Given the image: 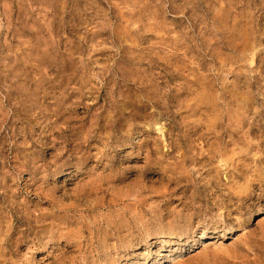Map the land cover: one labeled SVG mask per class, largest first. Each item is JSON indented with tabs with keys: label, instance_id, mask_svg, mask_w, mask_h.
<instances>
[{
	"label": "rangeland",
	"instance_id": "rangeland-1",
	"mask_svg": "<svg viewBox=\"0 0 264 264\" xmlns=\"http://www.w3.org/2000/svg\"><path fill=\"white\" fill-rule=\"evenodd\" d=\"M0 264H264V0H0Z\"/></svg>",
	"mask_w": 264,
	"mask_h": 264
}]
</instances>
